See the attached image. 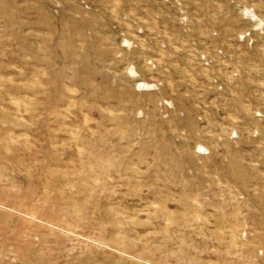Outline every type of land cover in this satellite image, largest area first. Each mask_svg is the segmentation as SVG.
<instances>
[{"label": "rangeland", "instance_id": "1", "mask_svg": "<svg viewBox=\"0 0 264 264\" xmlns=\"http://www.w3.org/2000/svg\"><path fill=\"white\" fill-rule=\"evenodd\" d=\"M0 264H264V0H0Z\"/></svg>", "mask_w": 264, "mask_h": 264}]
</instances>
